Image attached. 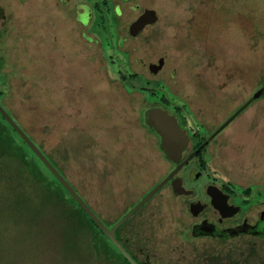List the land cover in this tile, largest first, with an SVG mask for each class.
Returning <instances> with one entry per match:
<instances>
[{"label": "rangeland", "instance_id": "obj_1", "mask_svg": "<svg viewBox=\"0 0 264 264\" xmlns=\"http://www.w3.org/2000/svg\"><path fill=\"white\" fill-rule=\"evenodd\" d=\"M138 4L155 9L158 19L136 37L127 32L136 12L121 17L118 37L114 18L93 8L86 38L61 0H0L1 105L91 203L95 165H109L115 155L134 165L155 138L142 115L158 104L129 92L122 80L135 72L141 86L165 95L168 103L158 106L188 119L191 130L205 123L210 129L198 130L208 137L219 128L211 146L215 166L230 175L229 186L239 192L248 186L261 200L264 94L253 97L264 90V0ZM160 58L163 67L151 73L148 65ZM11 134L21 150L0 156V264H107L103 250L92 253L91 227L79 220L75 204ZM219 247L206 248L222 263L264 264V242L254 258L240 255L235 243Z\"/></svg>", "mask_w": 264, "mask_h": 264}, {"label": "flooded vegetation", "instance_id": "obj_2", "mask_svg": "<svg viewBox=\"0 0 264 264\" xmlns=\"http://www.w3.org/2000/svg\"><path fill=\"white\" fill-rule=\"evenodd\" d=\"M61 2L65 10L74 11L75 29L79 25L80 35L86 38L85 30L93 19V8L100 15L109 13L114 18L117 36L118 23H121L124 13L128 10L136 12L127 26L128 32L129 25L145 9H153L140 10L139 0H94L91 6L81 0ZM156 15L158 17L157 12ZM151 25L145 26L137 35ZM154 107L159 106L144 110V121L146 111ZM175 118L188 137L178 162L165 156L160 137L151 127L152 130L144 125L147 132L155 137L149 140V155L143 160L138 158L131 166L123 163L125 157L117 155L110 158L109 165L98 162L94 168L96 179L92 202L76 193L136 264H227L206 248L210 243L219 244L221 250L227 243H235L240 255L254 258L258 254L259 243L264 242V197L259 200L253 196L248 186H244L241 192L229 186L233 181L230 175L215 166L217 151H212L211 146L217 143L221 132L218 128L213 135L205 137L198 129L208 131L207 124L196 122V128L191 130L187 125L188 119ZM170 174V179L116 226ZM146 179L150 181L146 182ZM75 206L79 220H85L91 227L94 255L99 256L101 246L107 264H131L96 221L78 203ZM232 232L236 234L231 236ZM203 247L207 250L202 251Z\"/></svg>", "mask_w": 264, "mask_h": 264}, {"label": "water", "instance_id": "obj_3", "mask_svg": "<svg viewBox=\"0 0 264 264\" xmlns=\"http://www.w3.org/2000/svg\"><path fill=\"white\" fill-rule=\"evenodd\" d=\"M157 15L153 9H145L130 25L128 33L130 36L135 37L145 26L151 25L157 22ZM164 60L160 58L158 62L148 65V69L151 73L156 74L163 67ZM262 90L258 91L254 98H257ZM0 114L8 122V124L15 130V132L20 136V138L25 142V144L31 149V151L37 156V158L43 163V165L50 171L54 178L60 183V185L67 191V193L78 203L83 210L88 214V216L96 221L99 227L102 229L103 233L111 237L115 245L118 247L122 255L131 263L136 264V262L126 253V251L117 243V241L111 235L108 229L97 220L96 216L88 205L81 199V197L76 193L73 187L68 183V181L60 174V172L53 166V164L48 160V158L42 153V151L35 145V143L29 138L26 132L14 121V119L4 110L0 105ZM145 123L147 126L151 127L155 133L161 139V149L165 156L174 161L178 162L182 151L185 149L188 137L183 130H181L177 124L176 118L173 115L167 113V111L154 107L150 108L145 113ZM182 166V164L180 165ZM177 169L174 170V174ZM171 174L160 182L156 187H154L149 194H147L139 203L136 205L126 216H124L116 226L120 225L124 220H126L142 203H144L152 194H154L168 179L171 178ZM235 231V230H232ZM236 233H230L234 236Z\"/></svg>", "mask_w": 264, "mask_h": 264}, {"label": "trees", "instance_id": "obj_4", "mask_svg": "<svg viewBox=\"0 0 264 264\" xmlns=\"http://www.w3.org/2000/svg\"><path fill=\"white\" fill-rule=\"evenodd\" d=\"M139 76V74L135 73V72H131L127 75H123L122 80L128 82L130 89L129 92H139L140 94H142V96L145 98V100L147 101H152V102H156L158 105L162 104V103H168L167 98L165 97V95L158 89L159 87L155 86L153 88H145L144 86H141L140 82L137 81V77ZM258 82H256V85L258 86ZM258 90V89H257ZM262 93L264 94V90H262ZM5 91L2 90L0 88V100L3 99V97L5 96ZM263 94L260 95V97L263 96ZM254 99V98H253ZM1 105V103H0ZM2 106V105H1ZM3 107V106H2ZM246 106H244L243 110L245 109ZM4 108V107H3ZM5 110V108H4ZM6 111V110H5ZM8 113V112H7ZM15 121V120H14ZM16 122V121H15ZM17 123V122H16ZM142 123L143 125H146L145 121H144V113L142 115ZM18 124V123H17ZM19 125V124H18ZM148 129L152 130L150 127H147ZM12 133H14L19 139L20 141L26 146V148L32 153V155L36 158L37 161H39L41 163V165L48 171V169L43 165V163L37 158V156L31 151V149L25 144V142L20 138V136L15 132V130L8 124V122L2 117V115L0 114V156H2V154L8 153L10 151V149H13L18 155H20V148L16 145L14 139L12 138ZM27 134V133H26ZM30 138V137H29ZM36 145V144H35ZM49 172V171H48ZM49 174L51 175V177L55 180V182L57 183V185L59 186V188L69 196V198L72 200V202L74 204H76V202L74 201V199L67 193V191L59 184V182L53 177V175L49 172ZM36 178H42L39 171L36 172ZM42 180V179H41ZM51 181V180H50ZM53 182V181H51ZM46 186H48V184H46ZM89 220V219H88ZM90 221V220H89ZM99 250H103L101 248V246L99 247ZM104 251V250H103ZM94 253V251L92 252ZM105 253V252H104ZM107 259V258H106ZM227 264H240L238 262H231V263H227Z\"/></svg>", "mask_w": 264, "mask_h": 264}, {"label": "crops", "instance_id": "obj_5", "mask_svg": "<svg viewBox=\"0 0 264 264\" xmlns=\"http://www.w3.org/2000/svg\"><path fill=\"white\" fill-rule=\"evenodd\" d=\"M221 124H222V123H221ZM221 124H220V125H221ZM220 125H219L218 127H220ZM218 129H219V128H218ZM216 131H217V130H216Z\"/></svg>", "mask_w": 264, "mask_h": 264}]
</instances>
